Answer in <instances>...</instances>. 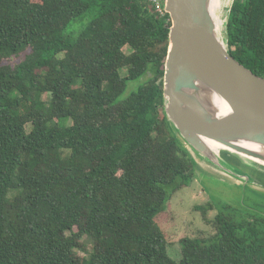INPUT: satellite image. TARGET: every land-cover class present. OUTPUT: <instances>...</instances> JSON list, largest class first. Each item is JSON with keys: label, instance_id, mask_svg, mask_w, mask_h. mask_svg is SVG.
<instances>
[{"label": "trees", "instance_id": "trees-1", "mask_svg": "<svg viewBox=\"0 0 264 264\" xmlns=\"http://www.w3.org/2000/svg\"><path fill=\"white\" fill-rule=\"evenodd\" d=\"M170 25L144 0H0V264H264L242 205L168 255L156 217L196 166L162 108ZM225 30L264 78V0H233Z\"/></svg>", "mask_w": 264, "mask_h": 264}, {"label": "water", "instance_id": "water-1", "mask_svg": "<svg viewBox=\"0 0 264 264\" xmlns=\"http://www.w3.org/2000/svg\"><path fill=\"white\" fill-rule=\"evenodd\" d=\"M213 2H164L171 25L162 108L193 159L191 152L198 161L222 170L231 179L261 186L264 78L232 57ZM209 142L223 148L216 153ZM194 161L197 168L199 162Z\"/></svg>", "mask_w": 264, "mask_h": 264}, {"label": "rangeland", "instance_id": "rangeland-1", "mask_svg": "<svg viewBox=\"0 0 264 264\" xmlns=\"http://www.w3.org/2000/svg\"><path fill=\"white\" fill-rule=\"evenodd\" d=\"M232 1L220 16L224 20V27ZM223 33H225V29H223ZM20 59L16 58L15 61ZM122 74L125 75V70L122 71ZM144 79L145 77L138 81L129 82L125 95L134 91ZM57 122L63 125V120ZM191 154L198 161L199 158L194 153L191 152ZM198 162L203 166L200 165L197 168L195 166L194 180L188 186L176 191L167 203L166 209L156 217L160 230L166 236L168 255L175 261H179L181 258L180 240L182 238H206L214 234L215 229L212 221L218 211V206H220L219 203L229 204L237 208H241L240 205L252 206L255 201L264 205V187H262L264 184L260 186L242 183L237 179L225 177L226 175L224 176L220 169L206 165L202 161ZM262 181L264 182V179ZM208 204H212L214 207L207 211L205 218L200 211L194 209V206ZM81 244L90 252L92 244L86 236L81 239ZM84 247L74 249L78 257L87 254Z\"/></svg>", "mask_w": 264, "mask_h": 264}, {"label": "bare ground", "instance_id": "bare-ground-1", "mask_svg": "<svg viewBox=\"0 0 264 264\" xmlns=\"http://www.w3.org/2000/svg\"><path fill=\"white\" fill-rule=\"evenodd\" d=\"M231 0H214L212 6H213V11L215 13L218 14V16L220 17L222 14H223V11L224 9H226V6L230 3ZM221 19V18H220ZM220 23V26L222 25L223 26V29H224V20L221 19V21L219 22ZM226 31V30H225ZM209 145L211 146V149L213 151H215L216 153L222 149L223 147L216 144V143H212V142H209ZM225 176V175H224ZM227 177V176H225Z\"/></svg>", "mask_w": 264, "mask_h": 264}, {"label": "flooded vegetation", "instance_id": "flooded-vegetation-1", "mask_svg": "<svg viewBox=\"0 0 264 264\" xmlns=\"http://www.w3.org/2000/svg\"><path fill=\"white\" fill-rule=\"evenodd\" d=\"M245 207V210L243 211L244 214L246 215H251L254 214V212H258V213H263L264 214V205L261 204L258 201H255V203L252 206H243V208ZM237 208V207H236ZM238 209H241L238 207Z\"/></svg>", "mask_w": 264, "mask_h": 264}, {"label": "built area", "instance_id": "built-area-1", "mask_svg": "<svg viewBox=\"0 0 264 264\" xmlns=\"http://www.w3.org/2000/svg\"><path fill=\"white\" fill-rule=\"evenodd\" d=\"M145 2H147L148 4H150L151 6H153L155 8V10L160 13L161 15H163L165 13L164 11V2L165 0H144Z\"/></svg>", "mask_w": 264, "mask_h": 264}, {"label": "crops", "instance_id": "crops-1", "mask_svg": "<svg viewBox=\"0 0 264 264\" xmlns=\"http://www.w3.org/2000/svg\"><path fill=\"white\" fill-rule=\"evenodd\" d=\"M198 164H199V163H198ZM198 164H197V166L200 167L201 164H199V165H198ZM201 166H203V165H201Z\"/></svg>", "mask_w": 264, "mask_h": 264}]
</instances>
